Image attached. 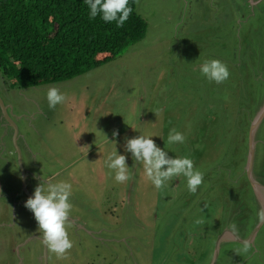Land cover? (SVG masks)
Returning <instances> with one entry per match:
<instances>
[{
	"label": "rangeland",
	"instance_id": "obj_1",
	"mask_svg": "<svg viewBox=\"0 0 264 264\" xmlns=\"http://www.w3.org/2000/svg\"><path fill=\"white\" fill-rule=\"evenodd\" d=\"M243 1L137 0L145 38L113 61L37 88L0 77L7 113L0 104V264H211L224 230L235 225L237 237H250L262 213L245 165L249 127L264 104L263 85L251 75H264V1L259 8ZM222 14L230 18L213 21ZM246 51L256 58H249L252 71L241 59ZM206 59L226 63L230 78L207 81L197 70ZM49 86L68 97L55 109L48 107ZM172 128L185 134L184 144L167 143ZM99 131L110 142L118 131V154H126L127 139L154 134L170 157L190 155L205 181L196 193L182 177L157 190L141 165L133 180L118 184L104 165L116 146ZM254 139L253 177L264 186V119ZM126 155L131 167L135 160ZM22 169L34 190L45 181L73 185V248L63 258L44 244L24 206L31 196ZM231 240L221 244L216 264H264V225L247 254Z\"/></svg>",
	"mask_w": 264,
	"mask_h": 264
},
{
	"label": "trees",
	"instance_id": "obj_2",
	"mask_svg": "<svg viewBox=\"0 0 264 264\" xmlns=\"http://www.w3.org/2000/svg\"><path fill=\"white\" fill-rule=\"evenodd\" d=\"M130 7L128 21L116 28L99 16L90 20L84 0H0L1 76L18 88H37L70 81L113 61L145 38L147 23L137 12V0H130ZM249 58L254 57L246 51L241 59L252 71ZM252 73L264 88V75ZM245 181L250 186L246 174Z\"/></svg>",
	"mask_w": 264,
	"mask_h": 264
},
{
	"label": "clouds",
	"instance_id": "obj_3",
	"mask_svg": "<svg viewBox=\"0 0 264 264\" xmlns=\"http://www.w3.org/2000/svg\"><path fill=\"white\" fill-rule=\"evenodd\" d=\"M89 9V19L97 16L105 23H114L116 28H123L133 12L130 0H84ZM202 77L209 82L222 84L230 78V70L226 63L220 59H206L199 64L198 69ZM46 99L48 107L55 109L57 105L64 104L68 97L56 86H49ZM100 132V131H99ZM101 133V132H100ZM102 134V133H101ZM105 137L106 144L116 147L104 159V165L110 173H114V180L118 184H124L134 179V170H139L142 165L144 176L151 182L155 189L165 188L173 178H185L187 189L196 193L205 181V175L194 165L190 155L170 157L169 152L157 145L153 139L154 134H139L127 139L124 144V152L131 154L135 164L128 165V156L118 154L115 137L118 131L113 132V141ZM184 133L172 128L167 136L169 145L184 144ZM73 185L70 182L60 180L58 182H41L34 190L33 195L25 202V208L34 214L38 223L39 232L42 234L44 244L55 253L58 258H63L73 248V241L69 238L67 225L73 204ZM199 222V221H198ZM232 231H237L232 225ZM252 244L244 240L239 254H247L251 251Z\"/></svg>",
	"mask_w": 264,
	"mask_h": 264
},
{
	"label": "water",
	"instance_id": "obj_4",
	"mask_svg": "<svg viewBox=\"0 0 264 264\" xmlns=\"http://www.w3.org/2000/svg\"><path fill=\"white\" fill-rule=\"evenodd\" d=\"M0 104H1L2 109H3V103L1 102V100H0ZM2 113L5 116L7 114L6 110H4V109H3ZM263 119H264V104L261 107V109L258 111V113L255 115V117L253 118V120L250 124V127H249V131H248L247 161H246V165H245V174H246L247 180L250 184V187L252 188V192H253L258 204H260V207L262 209L260 222L255 227V229L253 230L250 237L247 239L250 242L254 241L259 230L264 225V186L262 184H260L257 180H255V178L253 177V165H254V159H255V145H256L254 137H255V133L257 131V128L261 125ZM19 157H21V155H19ZM22 176H23L24 189H25V179H26L27 175L23 169H22ZM25 192H26V190H25ZM229 237L233 238V240H231V241L237 242L239 244H242L244 241V240L240 239L239 237H237L230 230H224L218 236V238L215 242L214 253H213L211 264L217 263L221 244L223 242H225V240ZM44 255H45V261H46V251L44 252Z\"/></svg>",
	"mask_w": 264,
	"mask_h": 264
},
{
	"label": "crops",
	"instance_id": "obj_5",
	"mask_svg": "<svg viewBox=\"0 0 264 264\" xmlns=\"http://www.w3.org/2000/svg\"><path fill=\"white\" fill-rule=\"evenodd\" d=\"M249 1V0H248ZM256 2H255V6H258L257 4L258 3H260V2H263L264 0H255ZM250 2V1H249ZM251 3V2H250ZM201 4H204V3H201ZM245 5H247V2L246 3H244ZM252 4V3H251ZM254 6V5H253ZM220 10L221 9H217L216 10V15H217V13H219L220 12ZM220 15V14H219ZM230 18V15H226L225 17H224V14H222L220 17H215L214 16V18H213V21H218V22H220V21H225V20H228ZM0 77L2 78V76H1V74H0ZM3 79V78H2ZM4 80V79H3ZM3 87H4V85H3ZM1 116V115H0ZM3 123H2V119H1V117H0V126H4V125H2ZM13 135V134H12ZM17 134H16V141H17ZM10 137H12V136H10ZM18 139H19V137H18ZM0 146L2 147V145L0 144ZM3 192H5L6 193V191H5V184H4V182H1L0 181V193H3ZM1 197V196H0Z\"/></svg>",
	"mask_w": 264,
	"mask_h": 264
},
{
	"label": "flooded vegetation",
	"instance_id": "obj_6",
	"mask_svg": "<svg viewBox=\"0 0 264 264\" xmlns=\"http://www.w3.org/2000/svg\"><path fill=\"white\" fill-rule=\"evenodd\" d=\"M243 1V0H242ZM250 1V0H249ZM248 0H247V4H249L250 2H249ZM244 2V1H243ZM245 3V2H244ZM261 3L262 2H260V3H258L257 5L258 6H253L251 3V5L253 6V7H257V8H259V5H261ZM238 9H240V7H237ZM241 10V9H240ZM264 12V11H263ZM10 139H11V137H10ZM25 173H27V172H25ZM28 175L29 176H27L26 177V179H25V190H26V194L28 195V196H32L33 195V193H34V186H32V185H29V182L31 183V182H33L32 181V178L30 177L31 175L28 173ZM33 177V176H32ZM249 183V182H248ZM250 185V184H249ZM220 235V234H219ZM219 235H217V238H218V236ZM217 238H216V240H217ZM214 247H215V245H214ZM214 250V249H213Z\"/></svg>",
	"mask_w": 264,
	"mask_h": 264
}]
</instances>
